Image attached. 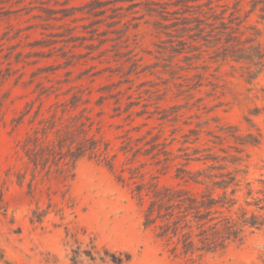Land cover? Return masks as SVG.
Masks as SVG:
<instances>
[{
  "label": "rangeland",
  "instance_id": "rangeland-1",
  "mask_svg": "<svg viewBox=\"0 0 264 264\" xmlns=\"http://www.w3.org/2000/svg\"><path fill=\"white\" fill-rule=\"evenodd\" d=\"M227 172L242 239L144 224ZM0 264H264V0H0Z\"/></svg>",
  "mask_w": 264,
  "mask_h": 264
},
{
  "label": "trees",
  "instance_id": "trees-1",
  "mask_svg": "<svg viewBox=\"0 0 264 264\" xmlns=\"http://www.w3.org/2000/svg\"><path fill=\"white\" fill-rule=\"evenodd\" d=\"M81 152L78 149L76 156ZM221 176L211 186L205 185L199 190L163 186L162 190L154 193L144 224L159 220L157 235L167 240L175 237L177 243H181L183 253L211 251L223 248L229 241L242 239L245 225L259 227L262 222L257 221L254 215L246 217V212L242 213L241 220L224 214V210L230 211L236 202L226 191L230 188L233 195L237 183L230 172L222 173ZM191 180L201 185L205 182L197 177H191ZM217 189L221 192H216Z\"/></svg>",
  "mask_w": 264,
  "mask_h": 264
}]
</instances>
